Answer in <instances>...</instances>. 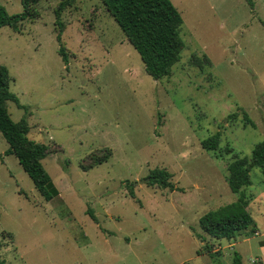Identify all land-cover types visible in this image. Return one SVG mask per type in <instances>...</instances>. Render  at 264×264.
<instances>
[{
  "label": "rangeland",
  "instance_id": "374dc122",
  "mask_svg": "<svg viewBox=\"0 0 264 264\" xmlns=\"http://www.w3.org/2000/svg\"><path fill=\"white\" fill-rule=\"evenodd\" d=\"M59 2L39 0V16L21 30L0 28V65L22 106L8 100L7 110L14 121L26 117L29 138L50 146L42 163L58 189L46 201L17 158L4 154L0 134L4 264H232L234 252L241 264H264L259 167L241 188L254 231L215 239L198 226L202 214L239 197L227 184L229 162L264 141V0L253 7L246 0H171L185 47L171 74L158 80L101 0H76L62 13L65 63L54 32ZM0 4L9 14L22 11L21 0ZM193 55L209 63L199 67ZM216 132L217 148L204 149L201 141ZM107 152L100 164L81 167ZM157 167L172 173L178 190L147 184ZM205 245L216 258L197 253Z\"/></svg>",
  "mask_w": 264,
  "mask_h": 264
},
{
  "label": "trees",
  "instance_id": "16d2710c",
  "mask_svg": "<svg viewBox=\"0 0 264 264\" xmlns=\"http://www.w3.org/2000/svg\"><path fill=\"white\" fill-rule=\"evenodd\" d=\"M76 0H60L53 8L55 40L58 43V54L62 60L68 62V55L62 41L65 24L61 18L65 9L71 7ZM39 0H21L22 11L9 14L0 4V28L9 26L21 30L25 19H34L39 16L36 8ZM105 9L113 17L127 41L138 52L145 72L154 80L162 79L171 74L173 65L180 59L185 43L180 35L182 17L171 0H101ZM253 7V0H246ZM193 62L199 67L209 63L206 56L202 58L193 55ZM12 77L6 66L0 65V134L8 144L5 155H14L22 169L30 177L34 187L46 200L50 201L58 195V189L51 180L50 175L43 166L42 160L50 154V146L29 138L30 126L26 117L14 121L7 110L8 100L22 107L17 96L10 90ZM242 119L246 124L255 127L246 111H241ZM237 113L228 115V119H235ZM220 133L208 136L201 141V146L206 150L217 148ZM227 152L231 147L225 148ZM109 157V153L102 155L96 153L88 157L87 163L82 162L83 170L93 168ZM259 167L264 176V141L257 142L251 150L250 156H234L227 166V184L232 192H240L239 197L228 204L216 209L208 210L198 219L200 230L211 238L232 240L247 230L254 231L255 222L247 209L248 199L241 188L251 184L250 171ZM172 173L165 168H154L150 171L147 184L173 191L177 189L172 182ZM135 182L126 184L131 197H135ZM178 190V189H177ZM181 190V189H180ZM183 191V190H182ZM87 214L98 223V219L91 208ZM205 241V237L197 234ZM208 253L211 258H216L215 252L205 245L197 253ZM0 264L4 260L0 258ZM211 264H223L218 259ZM232 264H241V256L234 252Z\"/></svg>",
  "mask_w": 264,
  "mask_h": 264
},
{
  "label": "crops",
  "instance_id": "0c3cea01",
  "mask_svg": "<svg viewBox=\"0 0 264 264\" xmlns=\"http://www.w3.org/2000/svg\"><path fill=\"white\" fill-rule=\"evenodd\" d=\"M257 232H259V231L257 230ZM260 250H261V252L264 251V243L260 244Z\"/></svg>",
  "mask_w": 264,
  "mask_h": 264
},
{
  "label": "water",
  "instance_id": "95a60500",
  "mask_svg": "<svg viewBox=\"0 0 264 264\" xmlns=\"http://www.w3.org/2000/svg\"><path fill=\"white\" fill-rule=\"evenodd\" d=\"M146 181H148V179H145ZM142 181V180H141Z\"/></svg>",
  "mask_w": 264,
  "mask_h": 264
}]
</instances>
